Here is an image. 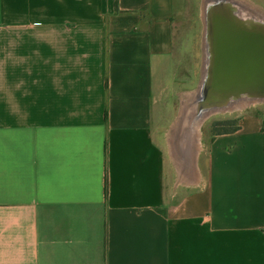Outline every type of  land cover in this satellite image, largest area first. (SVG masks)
Masks as SVG:
<instances>
[{"label":"crops","instance_id":"0c3cea01","mask_svg":"<svg viewBox=\"0 0 264 264\" xmlns=\"http://www.w3.org/2000/svg\"><path fill=\"white\" fill-rule=\"evenodd\" d=\"M177 5L0 0V264H264V113L176 148Z\"/></svg>","mask_w":264,"mask_h":264},{"label":"water","instance_id":"95a60500","mask_svg":"<svg viewBox=\"0 0 264 264\" xmlns=\"http://www.w3.org/2000/svg\"><path fill=\"white\" fill-rule=\"evenodd\" d=\"M229 0L205 3L207 72L198 109L241 97L264 99V23L248 24Z\"/></svg>","mask_w":264,"mask_h":264},{"label":"rangeland","instance_id":"374dc122","mask_svg":"<svg viewBox=\"0 0 264 264\" xmlns=\"http://www.w3.org/2000/svg\"><path fill=\"white\" fill-rule=\"evenodd\" d=\"M247 1L264 10V0ZM203 9L204 0H178L177 13L175 15V39L177 45H179L174 68L177 118L171 134H174L173 141L176 148H178L179 143L185 144L187 156L196 152V148L194 147L193 149V144L185 132L186 122L183 121L179 124L180 122L178 123V121L183 109V103L189 99L191 92L198 90L204 78L206 26ZM248 111L264 113V102L209 116L201 127V146L204 143V134H208V131L216 133L220 129H224L222 128L223 126L216 127L217 123H227L228 121L236 120L238 122L239 118ZM190 159V157H187L188 164ZM179 178H181L180 175ZM179 182H183V180L179 179Z\"/></svg>","mask_w":264,"mask_h":264},{"label":"bare ground","instance_id":"6f19581e","mask_svg":"<svg viewBox=\"0 0 264 264\" xmlns=\"http://www.w3.org/2000/svg\"><path fill=\"white\" fill-rule=\"evenodd\" d=\"M208 1L212 2L216 0H204V9H203L204 19H205V3H207ZM229 1H231L233 4L236 3L235 8L237 9V13L244 20V22L248 24L264 23V10L262 8L255 6L254 4L250 3L247 0H229ZM205 49H206V62H205L206 65H205V70H204L205 73L203 80L205 79L207 72L206 67H207L208 47L206 40H205ZM199 93L200 90L191 92V96H189V99L183 103V109L180 115V119L178 121V123L180 122L179 124H181L183 121L186 122L185 132L186 134H188L193 144V149L194 147L196 148L195 150L196 154L201 149V127L203 123L209 118V116L215 113L233 111L236 108H242L250 104L264 102V99H260V98L241 97V98H234L231 100H225L221 102V104L214 107L210 106L204 109H198L196 101L198 99H201ZM193 160L194 162H192V164H194L196 161V155L195 158H193ZM193 168L195 169V167Z\"/></svg>","mask_w":264,"mask_h":264},{"label":"trees","instance_id":"16d2710c","mask_svg":"<svg viewBox=\"0 0 264 264\" xmlns=\"http://www.w3.org/2000/svg\"><path fill=\"white\" fill-rule=\"evenodd\" d=\"M216 127H220L223 126L222 128L224 129H220L219 131H217L216 133H228V132H233L235 130L238 129V122L236 121H228L227 123H217L215 125Z\"/></svg>","mask_w":264,"mask_h":264}]
</instances>
